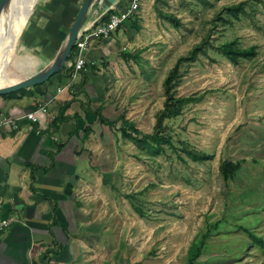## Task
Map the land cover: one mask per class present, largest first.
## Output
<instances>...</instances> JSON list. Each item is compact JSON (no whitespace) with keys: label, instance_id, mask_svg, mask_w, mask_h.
<instances>
[{"label":"rangeland","instance_id":"obj_1","mask_svg":"<svg viewBox=\"0 0 264 264\" xmlns=\"http://www.w3.org/2000/svg\"><path fill=\"white\" fill-rule=\"evenodd\" d=\"M130 1L123 0V7ZM48 2L27 0L22 6L31 16L16 43L11 41L4 69L0 55V79L4 71L8 79L4 86L39 73L54 60L45 55L55 52V44L41 38L39 44L31 42L37 14L43 22ZM240 3L244 11L231 17L226 8ZM156 7L180 19L181 26L160 18ZM114 37L112 56L103 74L96 73L99 101L107 118L124 116L147 134L154 132L164 108L165 78L197 44L209 39L218 46L238 39L242 48L257 46V55L234 65L209 49L208 56L182 66L176 96L208 93L181 116L165 120L178 152L165 146L151 157L123 137L122 120L115 129L96 125L85 149L89 167L81 189L88 262L186 264L193 241L217 224L198 264H264V0H142L138 14ZM76 53L74 48L65 71L72 73ZM88 53L86 67L93 70ZM186 151L210 159L195 162ZM224 161L241 163L233 180L221 174Z\"/></svg>","mask_w":264,"mask_h":264},{"label":"crops","instance_id":"obj_2","mask_svg":"<svg viewBox=\"0 0 264 264\" xmlns=\"http://www.w3.org/2000/svg\"><path fill=\"white\" fill-rule=\"evenodd\" d=\"M47 1L42 10L43 15L47 12L45 20L42 22L44 18L37 14L31 42L41 38L39 42L55 44V52L45 55L54 59L84 0ZM123 6V0H98L84 29L102 18L108 19L115 7ZM114 41L115 37L99 38L92 43L88 62L93 70L86 67L76 80L63 72L54 82L27 89L34 92L32 96L22 97L19 92L12 98L0 97V211L3 217L14 220L10 228L0 232V264L96 263L86 258L91 247L86 240L89 228L83 223L87 216L82 209L81 193L89 167L85 149L99 122L81 104L92 99L91 110L104 107L99 101L101 89L96 73L103 74ZM2 78L4 84L8 82L5 71ZM73 98L67 115L78 118L81 131L72 136L74 121L55 125V120L61 107ZM41 107L46 111L38 112ZM31 113H36L37 121L26 117ZM88 126L92 132L86 139L83 129ZM96 170L90 166V172ZM69 185L73 186L72 194Z\"/></svg>","mask_w":264,"mask_h":264},{"label":"trees","instance_id":"obj_3","mask_svg":"<svg viewBox=\"0 0 264 264\" xmlns=\"http://www.w3.org/2000/svg\"><path fill=\"white\" fill-rule=\"evenodd\" d=\"M245 3H240L238 5L226 8L227 13L234 18H238L239 14L244 11ZM141 8V7H140ZM157 15L170 22L175 28H179L181 26V20L178 19L176 16L172 14H165L159 8L156 7ZM221 20V18L219 17ZM213 49L217 50L218 53L225 58H227L232 64L239 65L243 60H252L257 55V46H251L249 48H242L240 47V43L238 39H234L231 41H227L225 43L219 44L218 46H214L209 39L203 40L201 43L197 44L186 56L180 57L175 66L169 72L167 77L164 80L163 87L165 90V101H164V108L159 113L157 124L155 130L151 134H147L142 132L140 129L137 128L135 123L129 121L124 116L117 118L115 120H110L104 115V107L100 106L97 110L93 111L90 108L92 103V99H88V103H83L81 106L86 110V112L92 113L97 119L99 124L103 126H107L110 129H115L117 124L120 120H122V126L119 128V131L123 135L125 139H128L134 142L140 149L147 151L148 155L158 156L164 150L165 146L172 148L176 152L178 149L174 146L173 140L171 136L168 134V127L164 126L165 120L174 119L182 115L185 107L201 103L208 92H204L201 94H193L187 97H179L176 96L175 88L178 86L179 81L181 79V68L184 64H190L195 62L200 55L208 56V50ZM125 58L130 57V55H124ZM67 75L71 74V70H62ZM42 85L35 87V89L39 88ZM31 90H23L21 91V96H32L34 92ZM19 92L7 95L6 97L12 98L17 96ZM74 103V98L68 102L64 106L61 107L58 117L55 120V125L65 122H73L74 121V131L73 135L79 134L81 131V127L79 126L78 118L71 117L67 115V112L70 110L72 104ZM85 133V138L88 139L92 128L88 126L87 128L83 129ZM186 153L192 158L195 162H204L208 161L210 157L206 154H201L197 151H186ZM240 162H231V161H224L221 165V174L224 177L225 181L233 180L237 175V172L240 168ZM68 191L70 194L73 193V186H68ZM128 198L132 202V207L134 210L141 216L144 217L145 213L141 210L134 200L136 199L134 195L128 196ZM217 229V224L211 225L207 232H205L201 237H197L193 243L191 244L186 264H198L200 258L205 253L206 250V243L207 240L212 236L214 231ZM250 234L253 239H257V241L262 245V240H258L257 236L246 230Z\"/></svg>","mask_w":264,"mask_h":264},{"label":"built area","instance_id":"obj_4","mask_svg":"<svg viewBox=\"0 0 264 264\" xmlns=\"http://www.w3.org/2000/svg\"><path fill=\"white\" fill-rule=\"evenodd\" d=\"M141 1L142 0H131L128 6L122 9L115 7V12L111 11L107 16L108 19L102 18L95 24L89 26L86 30L83 29L74 46V48H76L77 57L74 62V69L71 73L72 80H76L81 75V72L85 71L87 64L85 56L87 55L92 43L99 38L106 40L110 39L112 35L115 34L126 22L130 21L133 16L138 14L141 7ZM93 27H96V29L93 30ZM59 92L61 93L62 89H60ZM45 111L46 110L43 107L38 110V112ZM26 117L33 121L38 120L36 113L28 114ZM1 205L2 202L0 201V209ZM13 221L14 220L11 218L3 217L0 211V232H4L10 228Z\"/></svg>","mask_w":264,"mask_h":264},{"label":"water","instance_id":"obj_5","mask_svg":"<svg viewBox=\"0 0 264 264\" xmlns=\"http://www.w3.org/2000/svg\"><path fill=\"white\" fill-rule=\"evenodd\" d=\"M12 1L13 0H0V22L3 15L9 10ZM97 1L98 0H84L70 32L62 44L58 54L45 69L25 80L1 87L0 97L43 85L50 81L57 73L65 69L69 64L68 60L71 56L73 48L86 25L90 10L94 7Z\"/></svg>","mask_w":264,"mask_h":264},{"label":"bare ground","instance_id":"obj_6","mask_svg":"<svg viewBox=\"0 0 264 264\" xmlns=\"http://www.w3.org/2000/svg\"><path fill=\"white\" fill-rule=\"evenodd\" d=\"M27 0H13L9 11L4 14L0 22V55H1V69L5 68V61L11 53L12 42L16 43V38L20 35L27 24L30 13L23 11L22 6ZM31 1V0H29ZM36 2L37 0H33ZM6 22L5 30L2 24ZM8 31V34L5 33ZM18 39V38H17ZM2 80V79H0ZM5 81V80H4ZM4 81H0V88L4 86Z\"/></svg>","mask_w":264,"mask_h":264}]
</instances>
